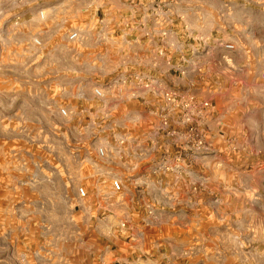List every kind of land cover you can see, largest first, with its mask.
I'll return each mask as SVG.
<instances>
[{"label": "rangeland", "instance_id": "374dc122", "mask_svg": "<svg viewBox=\"0 0 264 264\" xmlns=\"http://www.w3.org/2000/svg\"><path fill=\"white\" fill-rule=\"evenodd\" d=\"M222 1L223 7L216 8L221 34L225 28L236 34L224 24L227 14L244 21L256 18L264 24V0L262 4L248 0L245 8H230L228 0ZM16 10L9 8L0 17V264H112L117 244L132 235L137 239L146 236L158 247L143 254L134 252L127 258L128 264H143L146 257L151 264H195L199 251L195 240L204 235L198 227H206L208 217L197 212L191 217L165 213L163 204L176 203L178 197L189 202L194 199L195 209L215 207L211 222L219 236H225L226 248L218 250L228 257L227 264H246L250 258L264 264V168L256 165L264 156V142L257 133L261 127L257 108H249L247 128L239 125V136L233 140L239 144L236 149H232L230 134L221 135L222 140L219 131L225 127L215 117L217 136L188 133L179 137L182 145L174 136L147 131L144 136L136 118L149 106L145 98L154 99L159 109L160 103L175 108L159 91H146L144 81L157 80L177 94L183 109L180 122L189 127L192 123L195 127V104H190V97L214 102L225 89L216 93L211 89L213 93L199 97L195 86H169L159 72H144L142 66L135 73L141 85L133 86L130 72L115 70L118 58L99 49L95 37L89 41L92 46L85 48L80 36L86 35H80V28L86 34L90 25H66L70 33L78 34L74 39L69 35L62 39L47 35L51 25L41 19L23 23ZM43 15L46 18L47 13ZM189 15L198 21L191 12ZM179 42L185 50L181 63L189 68L195 41L186 33ZM258 55L261 63L264 48ZM127 59H119L125 69H129L124 64ZM85 63L99 70L85 72ZM117 79L120 81L115 83ZM70 81L74 88L68 87ZM96 88L102 96H96ZM133 92L136 105L130 104ZM259 93L255 89L252 94ZM173 111H163L153 126L161 130L170 126ZM190 116L193 119L186 122ZM202 138L206 147H196ZM126 145L134 149L132 154ZM241 150L239 155L247 164L219 167L218 161H228ZM129 172L134 179L126 181ZM234 177L240 184L228 182ZM114 180L121 181V190H114ZM81 188L86 192L83 197ZM133 199L135 210L141 211L138 215L133 213ZM172 221L181 229L186 222L191 225L188 231H177L165 226ZM251 222L256 232L244 236L259 237L257 248L250 242L239 246L240 238L224 232L227 224L243 227ZM181 240L186 245H179Z\"/></svg>", "mask_w": 264, "mask_h": 264}, {"label": "crops", "instance_id": "0c3cea01", "mask_svg": "<svg viewBox=\"0 0 264 264\" xmlns=\"http://www.w3.org/2000/svg\"><path fill=\"white\" fill-rule=\"evenodd\" d=\"M228 1L230 8H245L248 0ZM260 1L262 4L263 0ZM223 4L225 1L222 0H0V9H6L1 10L0 17L3 18L5 11L9 8L17 9L16 12L22 17L23 23L38 22L41 19L43 23L51 25V27L49 26L51 30L47 35H58L55 37L62 39L67 38L70 33L66 29V25L88 24L90 25L88 33L83 34L84 29L80 28V35H86L85 37L80 36L81 41H85V48L92 46L89 41L95 37L96 46L99 49L104 50L105 53L110 52L118 58L115 70L130 72L129 76L132 80L129 79V82L132 84L137 81L135 73L140 70L138 66H142L141 69L144 72H159L160 79L169 86L179 89L183 86H195V94L199 97L213 93L211 89H215V93L218 92L217 89H225L223 94L217 95L215 98V94L213 95V104L217 110L215 116L209 115V110H207L204 111L206 113H203L202 117L199 115L195 117V126L198 129H205L206 132H210V135L211 133L215 134L214 130H218V128L213 120L221 118L223 127H225L222 129L223 136H227V134L239 136V125L246 128L249 126L246 115L249 108L256 107L261 120V127L257 133L264 142V83L260 78L264 59L259 63L261 56L258 55L259 50L264 48V24L261 20L258 22L256 18L244 21L242 17L233 18L227 14L224 24L236 34L228 33L226 28L221 34L222 29L216 22V8H222ZM44 11L47 13L46 18L43 15ZM190 12L194 18L197 17L198 21L190 19ZM216 30L221 35H218ZM186 33L189 38L195 41V47L191 54L193 58L191 62H188L191 66L189 68L181 63L184 60L185 50L179 42ZM216 39L233 44L234 49L229 50L216 44ZM125 57L128 59L124 64L127 62L129 69L121 66L123 63H120L119 59ZM85 67V72L98 69L89 67L86 63ZM185 68L187 69L185 70ZM117 81L120 80L117 79L115 83ZM73 85L74 82L70 81L68 87L74 88L75 85ZM255 89L261 90L259 96L252 94ZM200 90H207V92L202 91L201 93ZM220 91L222 92V90ZM145 101H149V106L144 107L136 118L142 123L143 135L145 136L147 131V134L151 135L160 133L163 136H174L182 145L183 140L179 137L187 135L190 127L189 124L180 122L183 110L180 103L178 102L175 108L160 103L159 109L157 103L150 96L145 98ZM137 102L138 99L134 98L131 99L130 104L136 105ZM163 111H167V113L173 111L169 114V119L172 122L170 121V126L164 127L162 130L156 129L153 123L159 120L158 117L163 115ZM97 112H99L98 108ZM204 123L208 125L207 129L204 128ZM192 125L194 124L192 123ZM121 134L124 133H119V135ZM215 135L217 136V134ZM219 135L221 136V134ZM126 146L125 149H128V145ZM242 151L244 152L241 150L233 154L232 159L218 161L217 164L219 167L227 165L232 168H239V166L247 164V160L243 161L239 155ZM122 152H118L120 156ZM132 152L134 149H128V154H132ZM261 157L263 159L261 158L256 165L264 168V156ZM130 174L129 172V175L124 178L126 181L134 179V175ZM228 182L240 184L237 177L229 179ZM238 196L241 195L238 194ZM134 201L135 199L132 200L133 213L138 215L141 211L135 210L136 203ZM163 206L165 209L162 210L170 215L191 217L195 216V212L206 214L208 224L206 227H198L204 231V235L199 234L195 240V247L199 249L195 254V264H227L228 257L218 250L220 247L226 248L223 242L225 236H219V231L211 222L213 221L212 216H216L215 207L209 205V207L195 209L194 199L189 202L181 197H178V202H166ZM253 222L243 227L227 224L225 226L227 230L224 232H228L237 240L240 238L239 246L250 242L257 248L261 242L259 237L253 235L247 238L244 236V233L256 232ZM177 223V221H172L171 227H168L170 226L168 224L165 226L177 231H188V227L191 225L186 222L183 224L184 229H181L183 227ZM144 237L137 239L132 235L128 241L118 243L112 253V264H128L127 258L134 252L135 255H138L139 252L143 254L158 247V243H152L147 240L146 236ZM179 243L181 246L186 245L182 240ZM202 249L206 251L202 252ZM146 258L147 261H144L143 264H151V260ZM246 260L249 261L246 264L258 263L256 258ZM237 261L242 263L240 258Z\"/></svg>", "mask_w": 264, "mask_h": 264}, {"label": "built area", "instance_id": "2783aa9c", "mask_svg": "<svg viewBox=\"0 0 264 264\" xmlns=\"http://www.w3.org/2000/svg\"><path fill=\"white\" fill-rule=\"evenodd\" d=\"M41 15H42V13H41ZM77 34H78L77 32H72V33L69 34V38L74 39V38H76ZM215 43L220 45V46H223L224 48L229 49V50H233L234 49V45L233 44L228 43V42H224L222 39H216ZM260 78H261L262 82L264 83V66L261 69ZM139 84H140V79L138 81H135L133 83V86H139ZM142 85H144V87L146 88V91H148V92L156 93V92L159 91L160 94L162 95V97L164 98L165 102H167V104L168 103H173L174 105H176L178 103V101L180 100V98H178L176 93L172 92L171 90H167V87L162 86V84H160L157 80L144 81V83H142ZM94 92H95L96 96H99V97L102 96V91H101L100 88H96ZM131 97L132 98H137L135 92H133L131 94ZM145 104H150V103H149V101H145ZM190 104L191 105L195 104V117H197L198 115L200 116V113L204 112L205 110H209V109L213 110L215 108L214 104H213V102L211 100H209V99H205V100L199 99L196 96H195V98L193 96L190 97ZM62 112L64 114H66L65 110H62ZM192 119H193L192 116L185 118L186 122H190ZM182 120H183V118H182ZM165 122H166V120H165ZM219 132H220L221 135H224V131L221 130ZM189 133L196 134L197 136H200V135L203 136L204 134H206V130L205 129H198L196 126L194 127L193 125H191V127L189 128ZM230 136H232L230 138V140L232 141V144H231L232 145V149H236L237 145H239L238 143L233 142V140H237L236 135L235 134H231ZM196 147H198V148L206 147V142L204 141L203 138L202 139H198V141L196 142ZM99 153L101 155H103L104 154V149L100 148L99 149ZM121 186H122V184H121L120 180H114L113 181V188H114L115 191L121 190ZM79 192H80L82 197L85 196V194H86V192H85V190L83 188H81L79 190Z\"/></svg>", "mask_w": 264, "mask_h": 264}]
</instances>
